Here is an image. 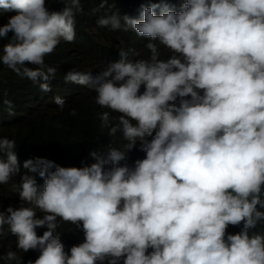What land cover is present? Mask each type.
<instances>
[{"label":"clouds","instance_id":"obj_1","mask_svg":"<svg viewBox=\"0 0 264 264\" xmlns=\"http://www.w3.org/2000/svg\"><path fill=\"white\" fill-rule=\"evenodd\" d=\"M0 64V264H264V0H0Z\"/></svg>","mask_w":264,"mask_h":264},{"label":"trees","instance_id":"obj_2","mask_svg":"<svg viewBox=\"0 0 264 264\" xmlns=\"http://www.w3.org/2000/svg\"><path fill=\"white\" fill-rule=\"evenodd\" d=\"M92 2V1H91ZM93 3V2H92ZM94 4V3H93ZM104 30L105 35H110L111 32H117L118 34L120 33L119 31H112L110 29H107V27ZM79 34L84 36L85 34V29L80 26L79 27ZM87 42L89 43V47L95 50H99L96 45L90 44L89 40L87 39ZM6 85L7 90L9 91V100L13 102V105L16 108H24L25 105H22L19 102V94L23 95L24 94V89L29 91V82L25 80L24 78H21L18 76L16 73H14L11 69H9L6 66V69L0 64V86ZM3 104H0L2 106ZM27 106V105H26ZM46 112V111H44ZM76 126L75 123H71L69 126L61 128L59 130L65 131L70 127ZM230 229H236V230H241V226H229Z\"/></svg>","mask_w":264,"mask_h":264},{"label":"rangeland","instance_id":"obj_3","mask_svg":"<svg viewBox=\"0 0 264 264\" xmlns=\"http://www.w3.org/2000/svg\"><path fill=\"white\" fill-rule=\"evenodd\" d=\"M112 44H113V47L116 49V50H120L121 48H123L125 46V40L122 36H117V38L115 39H112ZM113 53V52H112Z\"/></svg>","mask_w":264,"mask_h":264}]
</instances>
